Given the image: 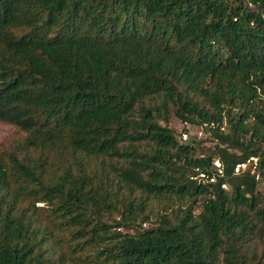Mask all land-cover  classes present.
Returning <instances> with one entry per match:
<instances>
[{"label":"trees","instance_id":"obj_1","mask_svg":"<svg viewBox=\"0 0 264 264\" xmlns=\"http://www.w3.org/2000/svg\"><path fill=\"white\" fill-rule=\"evenodd\" d=\"M0 122V264H264V0H0Z\"/></svg>","mask_w":264,"mask_h":264},{"label":"rangeland","instance_id":"obj_2","mask_svg":"<svg viewBox=\"0 0 264 264\" xmlns=\"http://www.w3.org/2000/svg\"><path fill=\"white\" fill-rule=\"evenodd\" d=\"M187 126H190V131L192 133L190 137L197 138L198 136L196 132L198 131V129H200V127H198L197 125H191V124L189 125L186 123H182L180 120H178L177 118L171 115L170 121H169V127L175 132L176 137H178L179 133L183 131L184 129H186ZM205 136H207V134H204V137ZM25 137H26V134L22 132L21 130H19L18 128L10 124L0 122V150L1 151H6V152L13 151L15 147L14 144L16 142H20ZM212 146L213 144L211 142L202 144L201 147L199 148V152L202 154H209L212 151ZM23 156L25 155L22 154L21 157ZM34 158H36V156ZM246 164H247L246 168L240 169V172L248 170V169L253 170V167L255 165L254 161L247 162ZM251 173H253V171ZM260 188H261V181H259V189ZM223 189L228 191V193H231L230 188L228 186H224ZM146 226L148 227V224H146ZM146 226H144V228ZM261 241L263 242V245H264V237ZM257 252H259V254L263 253V261H264V246L262 247V244L257 246Z\"/></svg>","mask_w":264,"mask_h":264},{"label":"built area","instance_id":"obj_3","mask_svg":"<svg viewBox=\"0 0 264 264\" xmlns=\"http://www.w3.org/2000/svg\"><path fill=\"white\" fill-rule=\"evenodd\" d=\"M191 134L192 133L190 131V126H187L185 130H183V131L180 132V139L179 140L182 141V142H185V141L189 140ZM196 134H197L198 138H202L203 135H204V131L202 129H198V131L196 132ZM250 161H254V163H255V165L253 167V170H252V171H254V168L256 166L257 159L256 158H250L247 162H250ZM246 163H242V164L237 165L236 166V169H235V171H236L235 173H239L240 172V169L246 168V166H247ZM213 164H214V167L217 170V172L220 174L221 173V165H220L219 161L218 160H215L213 162ZM201 176H203V175H201ZM222 187H224V185Z\"/></svg>","mask_w":264,"mask_h":264}]
</instances>
